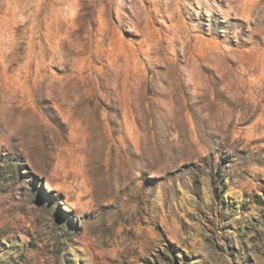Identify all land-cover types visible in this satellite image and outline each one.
Listing matches in <instances>:
<instances>
[{
    "label": "rangeland",
    "instance_id": "obj_1",
    "mask_svg": "<svg viewBox=\"0 0 264 264\" xmlns=\"http://www.w3.org/2000/svg\"><path fill=\"white\" fill-rule=\"evenodd\" d=\"M0 264H264V0H0Z\"/></svg>",
    "mask_w": 264,
    "mask_h": 264
},
{
    "label": "bare ground",
    "instance_id": "obj_2",
    "mask_svg": "<svg viewBox=\"0 0 264 264\" xmlns=\"http://www.w3.org/2000/svg\"><path fill=\"white\" fill-rule=\"evenodd\" d=\"M245 6H248V5H245ZM242 8H243V7H242ZM242 8H241V9H242ZM246 8H247V7H246ZM239 9H240V8H239ZM244 11H245V9H244ZM244 11H243V12H244ZM249 13H250V12H249ZM249 13H248V14H249ZM241 14H242V13H241ZM243 14H245V12H244ZM249 15H250V14H249ZM246 18H247V17H246ZM102 29H103V28H102ZM122 45H123V44H122ZM118 48H119V46H118ZM120 48H121V47H120ZM118 50H119V49H118ZM114 52H115V51H114ZM120 53H121V52H120ZM120 55H121V54H120ZM262 73H263V72H262ZM35 79H36V78H35ZM169 96H170V95H169ZM126 97H127V96H126ZM124 99H125V98H124ZM170 101L173 102V103L175 102V98H174V96H170ZM127 106H128V105H127ZM127 106H126V107H127ZM127 110H128V109H127ZM125 111H126V110H125ZM127 115H128V114H127ZM137 131H139V130L137 129ZM135 133H137V132H135ZM139 133H140V132H139Z\"/></svg>",
    "mask_w": 264,
    "mask_h": 264
}]
</instances>
